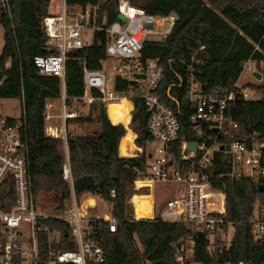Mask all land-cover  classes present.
I'll use <instances>...</instances> for the list:
<instances>
[{"label": "trees", "instance_id": "trees-1", "mask_svg": "<svg viewBox=\"0 0 264 264\" xmlns=\"http://www.w3.org/2000/svg\"><path fill=\"white\" fill-rule=\"evenodd\" d=\"M49 0H4L0 15L2 47L0 50V100H15L19 103L28 144V173L34 202L38 195L52 196L51 213H59L69 197L68 184L61 179L63 156L62 141L48 137L43 131L44 104L58 100L60 82L56 78L39 76L33 66L35 56L48 52L44 47L41 20L46 15ZM119 0H67L69 5L96 4V24L102 16L108 26L117 20L116 5ZM150 15L174 16L170 33L162 43L144 41L140 56L156 58L163 66V79L156 93L165 101L164 90L176 79L178 73L183 82L186 69L177 60L187 61L195 55L198 64L195 74L202 84L203 93L216 99L224 98L237 81L240 67L247 59L264 63V0H125ZM199 46H204L198 51ZM105 35L99 32L97 44L68 54L64 64V95L69 99L82 94V65L88 70H97L104 57ZM167 60L171 62L167 63ZM8 62V66L5 64ZM257 70L261 85H251L253 90L264 94V64ZM170 88L178 100L181 125L192 111L184 99L183 89ZM91 95L96 92L91 90ZM187 105V106H186ZM70 107V106H69ZM129 104L109 105L104 112L100 102L92 103L85 118L68 120L67 124L99 127L94 135H67L65 147L76 200L90 196L107 205V213L116 220L114 232H109L105 222L91 223L90 240L103 251V259L97 264H177L173 255L178 249L182 255L192 241L191 256L184 264H222L232 262L264 261V240L254 241L250 236L247 218L252 204L259 199L256 183L247 179L224 181L225 222L232 225L228 245L220 239L210 241L206 232H195L181 223L161 222L153 219H133L128 209L127 189L133 180L145 176L144 159L118 158L130 155L138 147L145 146L148 136L145 130V114L139 102H134L131 125L137 133L125 130L128 122ZM109 121L107 120V118ZM224 116L236 124L232 130L236 138L257 134L264 138V98L257 101L235 99L226 103ZM8 119L7 122H12ZM113 124V125H112ZM117 153V156H116ZM216 172L224 170L216 167ZM221 184L216 183L215 187ZM113 190V196L109 191ZM13 193L0 189V210L6 211L13 204ZM43 224L57 232V241L51 247L58 251L74 250L66 223L44 220ZM227 227L222 228L225 234ZM41 253L46 251V239L38 234ZM138 245L141 249H138ZM209 246L211 251L209 252Z\"/></svg>", "mask_w": 264, "mask_h": 264}, {"label": "built area", "instance_id": "built-area-1", "mask_svg": "<svg viewBox=\"0 0 264 264\" xmlns=\"http://www.w3.org/2000/svg\"><path fill=\"white\" fill-rule=\"evenodd\" d=\"M97 7L96 4L80 7L69 5L67 0H49L46 15L41 20L44 47L48 54L32 59L39 76L56 78L61 86L58 99L60 112L49 114L51 102L48 101L44 104L46 111L43 114L44 134L60 139L64 146L61 179L68 184L69 197L59 213L37 211L31 192L28 144L20 105L17 102L18 114L14 118L3 115L0 104V189L12 192L14 196L12 206L6 211L0 210V264L102 262V249L89 237L91 223L105 222L108 231L114 232L116 220L105 214L90 215L96 205L85 204V198L76 200L65 147L67 135L73 133L67 121L85 118L89 106L96 102L102 104L105 115L108 105L127 102V125L131 122L134 102H139L145 114V130L149 139L145 146L139 148L141 155L137 158L145 160V176L140 178V173L137 175L133 180V190H149V186L136 187L137 181L151 183L153 189L158 183H173L179 187L176 197H166L157 212L153 196L151 219L181 223L195 232H206L210 239H214L216 235L223 234L224 226L232 229L231 223L224 220L223 182L242 178L255 182L256 188L263 186L260 198L252 204L246 225L254 241L264 240V138L257 134L236 138L232 133L236 124L224 116L226 103L235 99L247 100L249 87L241 88L236 81L222 99L203 93L202 84L195 74L198 61L195 55H191L187 61L177 60L186 69L184 87L181 76L173 71L176 81L166 86L163 95L166 100L163 101L156 93L163 79V66L156 58H142L140 51L144 41L162 43L165 40L173 27L174 16L150 15L125 0H119L116 5L117 20L106 26L102 16L97 25ZM3 9L4 0H0V12ZM86 30L91 32L89 40L84 38ZM93 31L105 35L104 57L99 60L97 70H88L82 65V94L69 99L70 107L83 108L76 110L65 104L64 64L71 51L92 46ZM203 48L199 46L198 51ZM257 64L262 67L264 63L247 59L242 63L240 73H259ZM252 74V80H256ZM170 88L177 89L175 92L183 89L185 101L192 106L185 125L179 122L181 109ZM91 90L97 95H91ZM56 118L60 120L58 130L50 123L45 126ZM8 119L13 120L8 123ZM188 143H195L194 151L187 150ZM216 167L224 170L215 173ZM217 182L221 184L219 187H215ZM109 194L113 196V190ZM130 208L131 218L135 221L131 202ZM44 220L66 223L74 241V250L52 248L51 244L57 241L58 235L43 224ZM40 233L46 239L44 253L38 246ZM192 246V241H188L189 248L184 255L174 249L177 264H184V260L191 256ZM222 264H264V261L225 260Z\"/></svg>", "mask_w": 264, "mask_h": 264}, {"label": "rangeland", "instance_id": "rangeland-1", "mask_svg": "<svg viewBox=\"0 0 264 264\" xmlns=\"http://www.w3.org/2000/svg\"><path fill=\"white\" fill-rule=\"evenodd\" d=\"M90 34H91V32L89 30L84 31V38H86V40H89ZM1 47H2V38H1V30H0V50H1ZM6 65L8 66V62L6 63ZM251 74H252V72H248V71L241 72L239 74L238 79H237V84L241 88L249 87V91L247 93V100L248 101H257L261 98H264V94H262L259 91L253 90L251 88V85L260 86L262 81L261 80H252ZM244 83L246 85H243ZM0 104L3 106V110H2L3 115L12 116V117L16 118V116L18 114V105H17L18 103H17V101H15V100H0ZM70 108H75L76 110H82L83 109L82 107H70ZM60 110H61L60 103L57 100H55L51 103V109L49 110V114L57 115L60 112ZM45 111L46 110H44V112ZM131 116H132V114H131ZM59 121L60 120L57 118L51 119L49 122H47L45 124V126L48 123H51V125H53L54 128L56 130H58L59 129ZM127 124H128V122H127ZM127 124L123 125L121 123L122 129L125 130L124 134H126L127 130L129 129L130 131H132L135 134V137L137 138V133L133 130V128H132L133 126L131 125V122H130V125H127ZM69 125H70L69 129L73 130L72 134L90 135L91 136V135L98 133V131H99V127L97 125H94V124H89V125L87 124V125H82V126H80L78 124L77 125L76 124L75 125L69 124ZM134 139H133V142H135ZM59 149H60V152L62 153V156H63L64 146L62 143H61V146ZM140 155H141L140 149L133 151V153L130 155H122L120 150H119V157L117 156V153H116V156L118 158H128V159H137ZM133 188H134V184L132 182L131 187L127 189V200H126V203L128 204V209L130 211H131L130 202L132 203V215H133V206L136 210H138V207L133 202L137 201L138 198L145 196L149 192V190H147L146 188L140 189L139 191H134ZM178 190H179V187L173 183H158V184H156L155 188L153 189V196L155 195V204H156L154 206V207H156V209L154 208L155 212H157L159 210L160 206L162 205L161 202L164 201L166 197H170V198L176 197V195L178 194ZM81 198L83 199L85 197H81ZM88 199L89 198H85V201H86L85 204H90L89 202H87ZM94 204L96 205V207L93 211L89 212L90 215L96 214V215L102 216L103 214H105L106 216H110L107 213V205L105 203L94 198ZM35 207H36L37 211H39L40 213H50L52 211L51 209L53 208L52 196L38 195L36 202H35ZM140 212H138V211L136 212L138 217L140 215ZM154 215H156V213ZM149 219H151V218H149ZM232 232H233V230L231 228H227L226 234H218L215 236V239H220L221 241H223L225 243V245H228L229 240L231 239V236H232ZM213 240L214 239H210V241H213ZM138 249L139 250L141 249V247L139 245H138ZM210 251H211V247L209 246V252Z\"/></svg>", "mask_w": 264, "mask_h": 264}, {"label": "bare ground", "instance_id": "bare-ground-1", "mask_svg": "<svg viewBox=\"0 0 264 264\" xmlns=\"http://www.w3.org/2000/svg\"><path fill=\"white\" fill-rule=\"evenodd\" d=\"M122 102H124V101H122ZM121 103H119V104H121ZM113 105H116V104H113ZM108 106L106 107V111H107ZM114 124H121V123H114ZM142 186H149V192L145 196L138 198L137 201H135V202L132 201L138 207V210H136L133 206V217L135 219H148L151 217V213H152L153 187H152L151 183H148L146 181H137L136 182V187H142ZM87 202H89L91 204V205L88 204L89 206L95 205L94 200H92V199H89ZM84 203H86L85 200H84ZM137 211L138 212L141 211L139 217L136 213Z\"/></svg>", "mask_w": 264, "mask_h": 264}, {"label": "water", "instance_id": "water-1", "mask_svg": "<svg viewBox=\"0 0 264 264\" xmlns=\"http://www.w3.org/2000/svg\"><path fill=\"white\" fill-rule=\"evenodd\" d=\"M2 12H0V15H1ZM97 35H98V32L97 31H93V36H92V46H95L97 44ZM253 77L256 79V80H260V74L257 73V72H254L253 74ZM195 143H188L187 144V150L188 151H194L195 150ZM225 149H227V147H225ZM262 181H264V179H262ZM222 188L223 190L225 189V185L223 184L222 185ZM263 190V186L262 185H259L257 187V192L258 193H261Z\"/></svg>", "mask_w": 264, "mask_h": 264}, {"label": "crops", "instance_id": "crops-1", "mask_svg": "<svg viewBox=\"0 0 264 264\" xmlns=\"http://www.w3.org/2000/svg\"><path fill=\"white\" fill-rule=\"evenodd\" d=\"M5 67H7V65H6V64H5ZM54 101H55V100H54ZM57 101H58V100H57ZM50 102L52 103V102H53V100H51ZM52 105H53V104H52ZM50 125H51V123H50ZM112 125H113V124H112ZM52 126H53V125H52ZM69 126H70V125L68 124V127H69ZM62 144H63V143H62ZM66 151H67V150H66ZM66 153H67V152H66ZM83 197H85V198H89V199H92V200H94V197H92V198H91L90 196H83ZM89 199H88V200H89Z\"/></svg>", "mask_w": 264, "mask_h": 264}, {"label": "clouds", "instance_id": "clouds-1", "mask_svg": "<svg viewBox=\"0 0 264 264\" xmlns=\"http://www.w3.org/2000/svg\"><path fill=\"white\" fill-rule=\"evenodd\" d=\"M117 125H119V124H117ZM121 126V125H120ZM138 148H140V147H138Z\"/></svg>", "mask_w": 264, "mask_h": 264}]
</instances>
